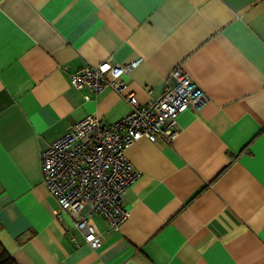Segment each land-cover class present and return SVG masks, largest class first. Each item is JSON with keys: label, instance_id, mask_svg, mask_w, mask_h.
I'll return each mask as SVG.
<instances>
[{"label": "crops", "instance_id": "1", "mask_svg": "<svg viewBox=\"0 0 264 264\" xmlns=\"http://www.w3.org/2000/svg\"><path fill=\"white\" fill-rule=\"evenodd\" d=\"M138 58L119 93L69 84ZM176 67L209 101L126 150V220L94 215L101 248L76 247L40 151L87 115L116 122L129 94L156 99ZM0 243L17 264H264V0H0Z\"/></svg>", "mask_w": 264, "mask_h": 264}, {"label": "built area", "instance_id": "2", "mask_svg": "<svg viewBox=\"0 0 264 264\" xmlns=\"http://www.w3.org/2000/svg\"><path fill=\"white\" fill-rule=\"evenodd\" d=\"M140 60L87 65L70 76L69 84L95 96L105 89L119 93L125 88L119 75L129 73ZM171 76L174 84L147 103L127 95L130 110L116 122L106 124L95 114L87 115L40 151L42 183L57 203L55 221L69 222L70 240L76 247L83 242L94 250L101 248L100 233L88 223L94 215H101L112 231H118L126 220L124 195L138 177L126 150L142 139L171 141L178 133V116L186 110L197 111L209 101L179 67ZM83 98L90 101L88 94Z\"/></svg>", "mask_w": 264, "mask_h": 264}, {"label": "trees", "instance_id": "3", "mask_svg": "<svg viewBox=\"0 0 264 264\" xmlns=\"http://www.w3.org/2000/svg\"><path fill=\"white\" fill-rule=\"evenodd\" d=\"M0 264H17L0 243Z\"/></svg>", "mask_w": 264, "mask_h": 264}]
</instances>
